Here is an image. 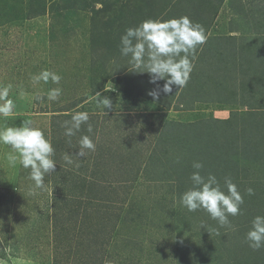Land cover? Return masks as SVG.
Masks as SVG:
<instances>
[{
    "label": "rangeland",
    "instance_id": "rangeland-1",
    "mask_svg": "<svg viewBox=\"0 0 264 264\" xmlns=\"http://www.w3.org/2000/svg\"><path fill=\"white\" fill-rule=\"evenodd\" d=\"M199 14H212V24L187 86L154 99L149 92L157 85L121 56L120 37L146 19L188 16L197 23ZM44 69L62 77L58 101L46 96L58 85L32 82ZM7 84L17 109L0 118V129L32 120L51 139L57 165L45 189L32 195L30 169L9 166L10 147L0 144V264H226L237 252H253L245 236L253 218L264 215L259 198L248 216H230L224 227L179 200L192 187L193 162H202L201 175L214 174L224 191L225 177L237 185L214 146L232 154L222 140L232 127L257 125L264 133V0H0V87ZM97 93L111 107L98 106ZM80 111L89 113L93 131L82 125L69 138L62 124ZM232 113L238 115L230 120ZM200 127L214 135L203 137ZM82 135L96 150L77 157ZM244 159L235 168L254 165L264 184V157ZM237 188L241 195L263 191Z\"/></svg>",
    "mask_w": 264,
    "mask_h": 264
},
{
    "label": "clouds",
    "instance_id": "clouds-1",
    "mask_svg": "<svg viewBox=\"0 0 264 264\" xmlns=\"http://www.w3.org/2000/svg\"><path fill=\"white\" fill-rule=\"evenodd\" d=\"M207 39L204 27L193 22L188 16L168 20L150 18L136 27L125 29L120 37V54L130 58L129 63L133 71L150 75L149 82L157 87L151 90L149 95L156 99L161 93H172L174 86L178 89L187 86L194 68V54ZM31 79L34 84L41 81L48 84L51 81L52 84L58 85L50 88L46 96L48 101L60 99L63 92L59 87L62 80L60 74L44 69ZM160 81L164 82L162 86ZM12 89V84L0 87V118L12 116L17 109L16 99L10 96ZM19 95L23 96L24 93L21 91ZM94 96L98 106L102 105L103 109L111 107L108 98L98 99L99 93ZM35 99L42 100L43 96L37 95ZM89 119V113L86 111L72 114L71 119L62 124L64 135L73 137L81 130L82 125H87V132L92 133L93 127ZM0 144L10 147V154L6 157L9 166L15 167L19 162L24 169H30L28 178L34 182L29 190L30 194L36 195L37 190L43 191L45 176L52 174L57 165L53 159L55 149L52 141L45 136L44 131L34 126L32 120L25 119L19 126H5L0 129ZM86 150H96V143L90 135L80 137L79 152L75 156L84 157ZM72 156L65 153L64 160L67 165L74 163ZM192 167L195 169L190 175L192 187L181 195L180 205L189 212L204 210L220 226H231L229 217L240 215L244 203L237 185L230 177H225L224 191L214 174L208 173L206 177L201 175L204 168L202 162H193ZM247 194L253 195L254 190L248 188ZM245 239L253 250L264 248V215L253 218Z\"/></svg>",
    "mask_w": 264,
    "mask_h": 264
},
{
    "label": "trees",
    "instance_id": "trees-1",
    "mask_svg": "<svg viewBox=\"0 0 264 264\" xmlns=\"http://www.w3.org/2000/svg\"><path fill=\"white\" fill-rule=\"evenodd\" d=\"M222 2H223V0H218L219 4L222 3ZM214 15L216 16L217 12H215ZM211 16H212V14H210L209 18H208V15H206L205 17H202L199 14L197 17L195 15V18H193L194 20H201V21H197V23L201 24L204 27V29L206 31V34L209 32V30L211 28L210 27L211 24H212V18H210ZM183 98H184V96H183ZM228 101H231V100H228ZM224 103H226V101H224ZM237 115L238 114H236V113H232L231 117H230V120H231V118H233V117H235ZM214 121H215V123L216 122H220V123L221 122H229V120H223V121L214 120ZM206 123L207 124H212V123H210V121H206ZM194 124L195 123H189V126L190 125H194ZM198 124H201V123H198ZM182 125H180V126H182ZM256 126L246 125L241 130L238 129V128H235V127H232L230 129L231 132L227 133V137L225 139H222L225 142L226 145L229 146V144H231V146H230L231 147V149H230L231 151L230 152L232 154L228 158H226V155H229L228 152H225V150L224 151L220 150L218 145H217V143L214 144V146L216 147V150L219 151L218 153L223 157L225 162L226 163H230V166L233 169V173H234L233 175L237 179H240L239 182L237 183V185H243V188H244V185L245 186H249V185H251V186H259V188H261L263 190V191H258L257 192V193H259V195L253 194V195L249 196L247 194V192H245V194L242 195L243 199H244V203L241 206V214H240L242 216H248V214H249V206L248 205L252 201V198H259L258 205H260V208H262L261 206H264V184L261 183L262 181L259 180L258 176L254 175V172H256L255 168H253L254 165L252 167V165L249 166V165L245 164V170H242V171H239L238 169L235 168V166L239 167V164L242 163L241 160H240L241 158L244 159L247 156H249V160L247 161V162H249L251 160H261L264 157V151H263L264 150V133L261 132V130H263V129L260 126H258V127H256ZM185 127H188V126H185ZM210 129H211V127H210ZM202 131H203V129L200 127V133L199 134L203 135V137L209 138V137L214 135V133H212L213 131H210L212 134H208L207 131L206 132L205 131L202 132ZM194 136H196V135H194ZM197 137L198 136H196L194 138H197ZM194 138H192V139L194 140ZM219 139L220 138H217V139H215V141L219 140ZM246 142H248L249 145L244 146L243 143L246 144ZM239 145L242 146L241 148H243V152L240 150ZM257 146H259L258 154H252L254 152H251V149H255ZM249 153L251 154V156L249 155ZM232 160L234 162L233 165L231 164ZM242 167H244V166H242ZM249 167H251V168H249ZM79 170L80 169H77V171H74L73 169L71 170V168H70V172L71 173L72 172L73 173H78ZM64 172H68V171H64ZM238 172H240V173H238ZM61 174H64V173H61ZM172 180H175L176 183L180 182V180L176 179V178H172ZM233 183H234V181H233ZM260 208H258L259 211H260ZM192 217H194L193 214H192ZM205 217H206V215H205ZM206 219L209 220L210 219L209 216L206 217ZM212 221H214V220L212 219ZM207 222L208 221H205V224H207ZM209 223H210V220H209ZM248 223H250L249 220H248ZM250 228H251V225H249L248 230ZM68 253H69L70 257H71L72 253L71 252H68ZM223 254L224 253H222V255ZM227 255L231 256V254H229V253ZM211 258H212V255H211V257L209 259H211ZM227 260L228 261L225 262L226 264H264V248H261L259 250H253V252H248V253H243L242 252L240 254V253L237 252V255L234 256V258H233V260H235L234 262L229 261V257L227 258Z\"/></svg>",
    "mask_w": 264,
    "mask_h": 264
}]
</instances>
